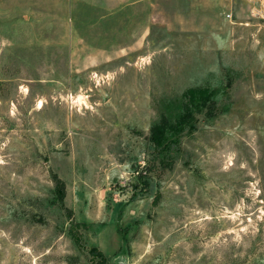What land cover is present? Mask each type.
Segmentation results:
<instances>
[{"label": "rangeland", "instance_id": "1", "mask_svg": "<svg viewBox=\"0 0 264 264\" xmlns=\"http://www.w3.org/2000/svg\"><path fill=\"white\" fill-rule=\"evenodd\" d=\"M0 264H264L259 0H0Z\"/></svg>", "mask_w": 264, "mask_h": 264}, {"label": "trees", "instance_id": "2", "mask_svg": "<svg viewBox=\"0 0 264 264\" xmlns=\"http://www.w3.org/2000/svg\"><path fill=\"white\" fill-rule=\"evenodd\" d=\"M180 123H185L184 120H179ZM171 129L170 126H160V125H155L152 127L151 132H150V139L154 144H162L164 140L167 139L166 133L168 130L166 129ZM61 186V185H60Z\"/></svg>", "mask_w": 264, "mask_h": 264}, {"label": "crops", "instance_id": "3", "mask_svg": "<svg viewBox=\"0 0 264 264\" xmlns=\"http://www.w3.org/2000/svg\"><path fill=\"white\" fill-rule=\"evenodd\" d=\"M260 7L262 11L264 12V0H259Z\"/></svg>", "mask_w": 264, "mask_h": 264}]
</instances>
